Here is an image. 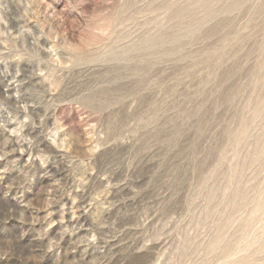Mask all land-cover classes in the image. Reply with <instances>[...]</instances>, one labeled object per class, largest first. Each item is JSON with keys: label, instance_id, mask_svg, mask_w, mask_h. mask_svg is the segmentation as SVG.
I'll return each instance as SVG.
<instances>
[{"label": "rangeland", "instance_id": "374dc122", "mask_svg": "<svg viewBox=\"0 0 264 264\" xmlns=\"http://www.w3.org/2000/svg\"><path fill=\"white\" fill-rule=\"evenodd\" d=\"M0 264H264V0H0Z\"/></svg>", "mask_w": 264, "mask_h": 264}]
</instances>
